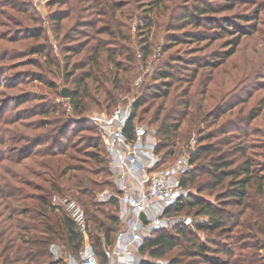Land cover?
I'll use <instances>...</instances> for the list:
<instances>
[{
  "label": "trees",
  "instance_id": "obj_1",
  "mask_svg": "<svg viewBox=\"0 0 264 264\" xmlns=\"http://www.w3.org/2000/svg\"><path fill=\"white\" fill-rule=\"evenodd\" d=\"M55 1L66 4L65 9L51 16L61 58H54L51 49L47 51L46 45H41L31 49V53L42 58L35 63L41 73L13 71L14 66L0 65V84L4 82L6 88L19 90L6 95L1 87L0 94L8 103L10 96H16L11 99L16 107L28 104L15 109L11 119H2L9 105L0 108V120L17 125L21 142L14 155L0 150V162H4L2 174L16 181L20 175L13 172L14 166L34 158L31 173L37 175L41 172L36 167L47 170L49 158L59 156L57 178L65 177L66 185L54 182L50 192L40 193L33 205H21L24 198L33 196L12 186L8 178H0V264H66L62 258H53L49 251L52 243L64 247L63 253H77L85 236L77 230L64 206L49 198L50 193L60 192L83 208L88 223L87 239L104 261L102 247L112 242L119 228L118 202L115 197L96 201L97 191L86 186L88 174L102 172L107 175L103 183L110 187L114 184L102 139L85 112L98 107L111 113L133 93L138 55L141 61L151 55L152 30L156 24L165 25L164 40L156 50L159 58L150 83H142L138 89L128 128L137 121L152 126L158 141L156 150L165 162L182 152L188 153L191 167L181 177V184L193 186L197 193L190 191L169 211L198 219L192 228L177 224L169 230L154 231L140 252L163 258L178 248V257L168 264H264V95L255 98L253 105L248 104L254 92L264 85H258L257 80L240 81L228 73L226 81L208 87L214 72L235 54L242 39L258 30L264 1ZM241 2L254 7L249 13L218 15L230 12ZM70 17L74 24L79 17H86L81 24L87 31L74 27V33L82 34L83 39L64 43L66 39L75 40L67 30L63 31V20ZM98 23L101 24L97 26ZM102 35L106 37H99ZM23 36L38 40L41 34L25 31ZM16 40L17 37L12 39ZM215 40L221 49L192 55L197 45L190 47L191 42H204L202 49H206ZM179 43L188 44L183 50L187 55L171 53L164 57L167 50ZM178 69L183 73L175 78ZM7 72L15 76L14 81L3 79ZM44 75L53 78L48 84L50 88H55L59 78L63 87L69 89L68 97L61 95V89L59 93L54 91L65 101L20 88L34 80L43 82ZM238 104L241 105L237 108ZM256 120L260 124L250 127ZM198 123L214 127L206 132L198 129L196 145L188 149L187 140ZM7 131L10 129L6 128ZM6 140L10 141L11 137L7 136ZM182 140H186L185 145L179 148ZM67 148L73 153L65 155ZM203 192L212 198L202 195ZM199 232L214 237L201 239ZM140 264L152 263L142 260Z\"/></svg>",
  "mask_w": 264,
  "mask_h": 264
},
{
  "label": "rangeland",
  "instance_id": "obj_2",
  "mask_svg": "<svg viewBox=\"0 0 264 264\" xmlns=\"http://www.w3.org/2000/svg\"><path fill=\"white\" fill-rule=\"evenodd\" d=\"M203 1V0H202ZM212 1L210 3H218L220 0H208ZM258 1V0H257ZM264 1V0H263ZM264 5V2H263ZM251 7H254L251 4L248 3H240L237 4L230 12L224 11L220 12L221 15L224 13H249V9ZM66 8V4L62 3L59 4L58 2L56 3L55 0H0V37H3L2 40H0V65L9 67V66H14L13 71H23V72H29L31 73L36 72V73H41L40 69L35 66V63L37 61L42 60V58L36 54V53H31V49H35V47H39L41 45H46L47 51L51 49V52L53 53L54 58H61V53L59 50L58 41L55 40L54 38V32H53V25L54 21H52L51 16L52 13L63 10ZM178 11V10H177ZM85 13V12H83ZM84 19L86 17H83ZM83 18H78V23L74 24V21L72 17L68 19L63 20V26L64 30L68 32V35L71 36L72 39L75 40H64V43H74L76 39H83L82 34L74 33V27H76L77 30L79 31H87V27L85 25H82L81 23L83 22ZM89 19V16L88 18ZM86 21V20H84ZM170 21V19H169ZM80 23V24H79ZM160 23H162L160 21ZM174 23V22H173ZM178 22H176L177 24ZM101 23H98L100 25ZM76 25V26H75ZM25 31H28V33H35V32H40L41 37L36 40L33 38H24ZM152 38H153V46H152V51L151 55L146 61H141L140 57L138 55V60L136 62V75L135 78L137 79L138 77H141L142 83H150L151 81V75L153 72V68L155 64L158 62L159 56H157L156 50L158 47H161V44L163 43L164 40V35H165V25H157L154 26L152 30ZM17 37L16 41H12V39H15ZM99 37H106L105 35L99 36ZM68 41V42H67ZM204 42L196 43V42H191L189 45L195 46L197 45L196 51L192 55H203L206 51H213V50H219V44L218 40H215L211 45H209L206 49H202V45ZM188 47V44L186 43H179L167 50L164 54V57H167L168 54H182V55H187L183 52V50ZM201 48V50H198ZM45 51V50H44ZM163 58V57H162ZM61 61V60H60ZM181 66V65H180ZM15 73H20V72H15ZM183 73L180 69H178L175 73V78L177 75H181ZM228 73H231L232 76H235L236 79L238 80H245V82H249L257 80V84L259 85H264V10L259 15V26L258 30L254 32L251 35H248L242 39V42L240 46L238 47L237 51L235 54L231 57H229L224 64L222 65V68H220L216 73L214 72V76L212 80L209 82L208 87H215L216 84L221 83L222 81H226L228 79ZM43 74V73H42ZM46 80L41 81H33L32 83L25 84L24 86H20L22 90L30 91V92H37V93H43L52 100L55 101H65L64 98L56 95L54 91H57L59 93L61 87L64 86V83L57 78L55 88H50L48 84H51V80L53 79L52 77L45 76ZM14 77H12L9 72L5 74L3 79H6L7 81L13 80ZM176 80V79H175ZM4 81V80H3ZM202 81V80H200ZM250 81V82H251ZM196 82V81H195ZM175 83H180L179 81H175ZM200 88V83H198ZM220 85V84H219ZM229 83L226 85V89L229 87ZM4 87V91L6 95L9 94H15L19 90L13 88L9 89L4 86V82L0 84V88ZM131 87V86H130ZM218 89L220 87L218 86ZM264 95V86L260 90H256L254 92L253 97L249 100L248 104L253 105V100L255 98L261 97ZM16 96H10L11 99L15 98ZM125 97V95L123 96ZM122 97V99H124ZM9 100L7 98H3V94H0V108L2 109L3 105L7 104L8 110L2 114V119L4 118H12L14 115L15 109H22V107H25L28 104H20V106L16 107V102L15 100ZM121 99V100H122ZM6 101V102H5ZM123 101V100H122ZM5 102V103H4ZM247 106L249 107V105ZM241 104L237 105V108ZM67 110L68 107L66 106ZM0 109V115L2 113V110ZM68 112V111H67ZM70 113V112H68ZM106 113L104 110H100L98 107H92L86 110L85 112V117L90 120V117L104 114ZM92 121V120H90ZM210 121V120H208ZM93 123V122H92ZM94 124V123H93ZM260 122L256 120L251 126L253 125H259ZM213 125H208L206 123H198L192 132L191 136L187 140L188 147L185 146L186 148H194L196 145V133L198 129H201V132H206L208 130L213 129ZM10 129V131L5 132V130ZM17 125L13 124L10 125L8 123H5L0 120V150L3 152L6 150V153L8 152L9 154H16V150L18 147V144L21 143L19 142L18 138V132H17ZM243 130H240L239 132L241 133ZM10 132V133H9ZM20 132V131H19ZM6 134V135H5ZM7 136L11 137V140H6ZM5 137V141L4 138ZM242 137V136H241ZM250 138H254V136H249ZM186 140L180 141L178 147L180 148L182 145H185L184 143ZM177 149V148H176ZM65 151V155L68 153H73V150L71 148H67ZM18 152V151H17ZM180 154H188L187 152H182ZM178 154V155H180ZM62 155L61 157H63ZM57 157L59 156H53L49 159L50 162V167L45 170V168H38L34 167L41 172V174H32L31 173V168L32 166V160L34 158H31L27 161H23L22 164L14 166L13 172H17L20 177L17 178L16 181L10 179L8 176H4L2 174V165H4V162H0V178H8L7 180L10 182V184L14 187H19L23 190V192L27 193L28 196H33V198H24L21 202V205H33L34 201L36 200V197L40 195V193H43V191L49 193L50 191V186L52 183H60L63 186L66 185V180L65 177H59L57 178V170H56V164H57ZM171 161V160H170ZM99 165H103L102 163ZM88 180H86V186H88V189L91 190H96L97 192L103 191L106 189H110L109 184L103 183V180L107 177L105 172L92 175L88 174L87 175ZM28 183V184H26ZM62 185H60L62 187ZM192 193L196 194V190L193 186H188L187 187ZM96 192V193H97ZM202 195L212 198L211 195H208L207 192H203ZM49 198L54 201L55 203L59 204V199L58 198H65V195L60 192L58 194H51ZM96 201L98 200L97 195L94 197ZM13 199V198H12ZM99 201V200H98ZM102 202V201H101ZM14 203H18L14 201ZM177 215L181 218L182 216H189L193 222L195 219H198V217H193L192 215H186L183 212L177 213ZM188 227L192 228L191 224L187 225ZM199 237L201 239H210L214 237V234L211 233H206V232H199ZM61 243L60 240H56ZM210 249L213 251L211 248V244H208ZM61 248L62 252L64 251V247L59 245ZM178 248H175L163 257V259H166L168 261L172 260L175 256L179 255L178 253ZM178 257V256H177ZM180 257V256H179ZM41 260H38V263H40ZM178 264V263H176Z\"/></svg>",
  "mask_w": 264,
  "mask_h": 264
},
{
  "label": "built area",
  "instance_id": "obj_3",
  "mask_svg": "<svg viewBox=\"0 0 264 264\" xmlns=\"http://www.w3.org/2000/svg\"><path fill=\"white\" fill-rule=\"evenodd\" d=\"M138 77L133 93L118 104L111 113L90 117L102 139L113 187L96 193L99 201L115 197L118 202L119 228L110 244L102 247V262L87 239L88 223L81 205L73 198H58L77 230L84 234L77 253L62 252L52 243L49 251L55 260L66 264H168L163 258H153L140 252L144 241L154 231L169 230L177 224L192 225L189 216L181 218L169 210L190 190L181 184V177L191 164L187 154L165 162L157 152L155 129L137 121L128 128L132 106L142 84ZM143 213L145 221L140 218Z\"/></svg>",
  "mask_w": 264,
  "mask_h": 264
},
{
  "label": "water",
  "instance_id": "obj_4",
  "mask_svg": "<svg viewBox=\"0 0 264 264\" xmlns=\"http://www.w3.org/2000/svg\"><path fill=\"white\" fill-rule=\"evenodd\" d=\"M69 93H70V91H69V89H68L67 87H62V88H61V95H62L63 97H68V96H69ZM140 218H141L143 221H145V216H144L143 213L140 214Z\"/></svg>",
  "mask_w": 264,
  "mask_h": 264
}]
</instances>
